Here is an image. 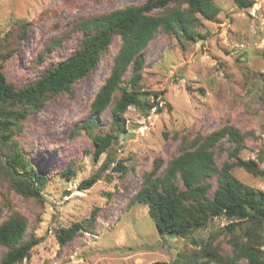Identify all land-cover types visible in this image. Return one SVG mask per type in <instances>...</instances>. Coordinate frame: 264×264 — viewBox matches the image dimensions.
<instances>
[{"label":"rangeland","instance_id":"obj_1","mask_svg":"<svg viewBox=\"0 0 264 264\" xmlns=\"http://www.w3.org/2000/svg\"><path fill=\"white\" fill-rule=\"evenodd\" d=\"M146 0H0V47L9 31L14 36L8 48L13 54L0 61L8 83L20 89L33 83L49 68L73 56L83 36L75 25L88 17L107 13ZM219 8L213 19L200 17L196 29L203 37L195 42L159 28L142 51L141 78L132 87L139 97L153 101L154 93L165 99L161 112L147 115L133 106L124 112V130L113 129L110 106L98 115L90 109L98 88L104 83L120 47L119 36L99 57V61L68 91L49 96L38 109L28 108L20 119L21 128L12 137L17 147L44 183L39 196H24L11 186L4 157L0 153V223L11 216L26 221L27 238H40L27 257L15 264H148L170 261L175 264H215L202 255L206 245L212 252L231 256L235 242L248 240L264 249V224L209 218L205 224L181 237L159 232L143 203L131 198L140 188L153 161L161 160L157 173L185 150L195 148L197 137L230 126L241 136L238 155L256 162L259 175L241 167L231 173L242 183L264 192V0H214ZM187 7L172 0L166 10ZM162 14V9L150 10ZM26 21L20 42L19 25ZM130 70L120 90L130 89ZM93 119L89 129L84 123ZM91 133H115L98 157H94ZM214 148L220 170L232 158L228 151L236 145L224 137ZM5 152V148L1 149ZM121 163L124 174L116 169ZM70 169L71 174H66ZM92 175L98 180L88 189L78 183ZM209 198L217 187L216 177L207 180ZM178 184L182 186L181 181ZM82 223L73 237L60 244L57 231ZM232 225L233 229L228 226ZM8 247L0 244V259ZM237 264H247L239 259Z\"/></svg>","mask_w":264,"mask_h":264},{"label":"trees","instance_id":"obj_2","mask_svg":"<svg viewBox=\"0 0 264 264\" xmlns=\"http://www.w3.org/2000/svg\"><path fill=\"white\" fill-rule=\"evenodd\" d=\"M172 0H146L139 5H127L107 13L88 17L79 21L75 28L83 33L79 50L70 58L49 68L33 83L20 89H14L7 82L0 68V153L4 157L3 163L11 178V186L24 196H39L44 183L34 174L33 167L27 163L22 151L17 147L12 137L15 129L21 128V121L28 108L38 109L51 95L68 91L72 83L82 78L98 61L100 55L107 50L114 36H119L120 47L117 50L114 63L104 83L98 88L90 109L96 116L110 106L113 116V129L117 132L124 130V112L128 107L138 108L147 115L151 110L162 111L165 99L160 97L162 92L154 93L153 101L139 97V92L132 89L141 78L140 70L144 65L142 51L159 28L168 33L180 34L184 40L195 42L203 37L196 29L200 17L213 19L219 12L214 0H183L187 7H173L166 10ZM240 6H249L248 0H237ZM152 9H162V14H153ZM16 41L22 39L26 21L19 25ZM14 31H9L3 40L7 41L0 47V61L9 58L14 48L9 47ZM11 37V38H10ZM8 38H10L8 40ZM264 59V51L262 53ZM130 70V89L127 86L120 90L118 97L113 100L120 83ZM16 128L14 129V127ZM94 126L93 119L84 123V127ZM115 133H91L94 145V157L98 158L110 145ZM228 138L236 145L228 151L232 158L225 162L219 170L214 159V148L219 146L222 138ZM241 136L230 126H225L205 137H197L195 148L185 150L172 158L163 173L157 171L161 167V160L154 159L152 170L144 175L140 188L131 198L132 203H143L148 207V214L152 218L156 229L163 233H175L185 237L188 233L214 216L224 215L229 219L251 221L255 226L264 224V192L250 187L233 176L231 170L241 167L253 175H259L256 162L243 159L238 155ZM5 148V152L1 149ZM116 169L121 174L126 168L117 163ZM66 174L72 171L67 169ZM216 177L217 187L213 197L207 192L210 188L208 179ZM98 180V175L82 179L78 183L79 189H88ZM181 181L182 186L178 184ZM82 223L61 228L56 238L60 244L69 241L76 229ZM233 229L232 225L228 226ZM26 221L20 216H11L0 223V244L8 247L2 255L0 264H15L28 256L30 249L40 242V238L31 234L27 238ZM248 240L244 243L235 242V249L231 256H222L212 252L206 245L202 255L215 264H237L239 259H246L247 264H264V249L258 244L251 243L256 237L253 229H247ZM148 264H175L170 261H154Z\"/></svg>","mask_w":264,"mask_h":264}]
</instances>
